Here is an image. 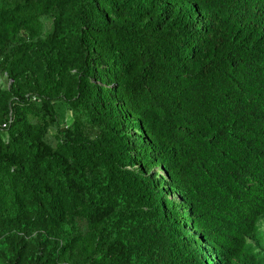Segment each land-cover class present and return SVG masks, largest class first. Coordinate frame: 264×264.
Instances as JSON below:
<instances>
[{
  "label": "trees",
  "instance_id": "trees-1",
  "mask_svg": "<svg viewBox=\"0 0 264 264\" xmlns=\"http://www.w3.org/2000/svg\"><path fill=\"white\" fill-rule=\"evenodd\" d=\"M262 216L264 0H0V264H264Z\"/></svg>",
  "mask_w": 264,
  "mask_h": 264
},
{
  "label": "clouds",
  "instance_id": "clouds-1",
  "mask_svg": "<svg viewBox=\"0 0 264 264\" xmlns=\"http://www.w3.org/2000/svg\"><path fill=\"white\" fill-rule=\"evenodd\" d=\"M257 226H258L259 232L264 234V216H262L261 219H259ZM254 256L255 258L260 259V261L264 263V252H255Z\"/></svg>",
  "mask_w": 264,
  "mask_h": 264
},
{
  "label": "built area",
  "instance_id": "built-area-1",
  "mask_svg": "<svg viewBox=\"0 0 264 264\" xmlns=\"http://www.w3.org/2000/svg\"><path fill=\"white\" fill-rule=\"evenodd\" d=\"M4 126H6V124H4Z\"/></svg>",
  "mask_w": 264,
  "mask_h": 264
}]
</instances>
